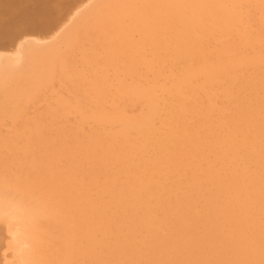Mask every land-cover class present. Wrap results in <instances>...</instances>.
I'll return each mask as SVG.
<instances>
[{
  "label": "bare ground",
  "instance_id": "obj_1",
  "mask_svg": "<svg viewBox=\"0 0 264 264\" xmlns=\"http://www.w3.org/2000/svg\"><path fill=\"white\" fill-rule=\"evenodd\" d=\"M51 27L0 52L9 262L264 264V0H79Z\"/></svg>",
  "mask_w": 264,
  "mask_h": 264
},
{
  "label": "rangeland",
  "instance_id": "obj_2",
  "mask_svg": "<svg viewBox=\"0 0 264 264\" xmlns=\"http://www.w3.org/2000/svg\"><path fill=\"white\" fill-rule=\"evenodd\" d=\"M5 1V2H4ZM9 1V2H8ZM61 1V2H60ZM64 1V2H63ZM69 1V2H68ZM68 1H66V0H0V10H2V11H0V52H12L13 51V49H14V46L13 45H15V40L17 39V37L19 36V35H21L22 33H27V34H29L31 37H37V38H40V39H47L48 37H49V34H46L52 27L51 26H54L56 23H58L59 21H61L62 19H63V17L65 16V15H67V14H69L71 11H72V9L74 8V5L79 1V0H68ZM77 1V2H76ZM33 2V3H32ZM67 4H66V3ZM52 3V4H51ZM56 3V4H55ZM15 4V5H14ZM74 4V5H73ZM1 5H3V6H1ZM32 5V6H31ZM72 5V6H71ZM31 6V7H30ZM54 6V7H53ZM67 6V8H65V7ZM5 8V9H4ZM54 8H55V10H54ZM58 8V9H57ZM20 9V10H19ZM8 10V11H7ZM13 10V11H12ZM54 10V11H53ZM67 10H68V12H67ZM34 11V12H33ZM1 13H3V15L1 14ZM55 13H56V15H55ZM7 16V17H6ZM13 17V18H12ZM51 18V19H50ZM2 19V20H1ZM15 21V22H14ZM42 21V22H41ZM4 22V23H3ZM45 22V23H44ZM54 22V24H52V23ZM42 23V24H41ZM7 25V26H6ZM51 25V26H50ZM48 27V28H47ZM11 28V29H10ZM27 28V29H26ZM21 32V33H20ZM13 33V34H12ZM10 39V41H8ZM13 40V41H12ZM7 42V43H6ZM12 42V43H11ZM11 44V45H10ZM13 44V45H12ZM6 47V48H5ZM180 70H181V68H180ZM57 84V81H55V83H54V85H56ZM166 84V86H168V83H165ZM57 85H59V83L57 84ZM56 85V86H57ZM63 85V84H62ZM245 85H243L242 86V88L244 89H246V88H248L247 86H245ZM58 87L59 86H57V89H58ZM65 88V87H64ZM239 87H237V88H233V90H235V89H237L238 91H239V89H238ZM58 90H60V91H62L61 90V87H60V89H58ZM199 91V90H198ZM236 91V90H235ZM238 91L236 92V94L238 95L239 93H238ZM63 93H64V91H63ZM241 93V92H240ZM250 93V92H249ZM48 94V96H46V94L45 95H42L41 96V99L46 103V104H48V105H50L49 104V102L50 103H52L54 100H53V98H52V102H51V97L53 96H49L50 94L49 93H47ZM66 96L68 95V93L66 94V93H64ZM160 95H161V92L159 93ZM200 96H199V98L200 99H202V100H200L199 99V103H198V100H197V97H198V93L195 95V102L196 103H198V104H200V102L201 103H203L204 101L203 100H205L204 98H205V95L203 96L202 95V93H200L199 94ZM250 95H251V93H250ZM46 96V97H45ZM70 96V95H69ZM197 96V97H196ZM253 96V95H252ZM255 96V95H254ZM252 97V102L255 100V104H256V102L257 101H260L259 99V97H257L258 99H254L255 97ZM53 97H56V95H54ZM68 97V96H67ZM204 97V98H203ZM235 97H238V96H235ZM250 97V96H249ZM48 98V99H47ZM45 99V100H44ZM232 99H234V98H232ZM171 97H169L168 98V102L170 103L171 101ZM232 101H234V100H232ZM168 103V104H169ZM231 103H233V102H231ZM254 103V102H253ZM260 103V102H259ZM234 104V103H233ZM203 105V104H202ZM236 105V104H235ZM234 105V106H235ZM230 106H232V104L230 105L229 104V108H228V111L231 113H234V111L236 110L234 107L233 108H231ZM36 106H34L33 107V109H30L29 111H31V112H29L30 114L32 113V114H35V112H40V111H42V109H44V105H42L41 106V108H39V107H36ZM38 108V109H37ZM36 109V110H35ZM41 109V110H40ZM232 109V111H230ZM233 109H235V110H233ZM33 111V112H32ZM138 111H140L139 110V108L137 107V110H136V108H135V110H134V113L135 114H139V112ZM237 111H239V110H236L235 111V113L234 114H239L240 112H238L237 113ZM217 111H215L213 114H216V115H218L219 116V114L218 113H216ZM231 113V114H232ZM213 114H211V116H209L210 117V119H211V117H212V119H213V117H215V118H217V121H218V119H219V117H216V115H214L213 116ZM231 114H228L229 116H231ZM234 114H232L233 116H234ZM236 116V115H235ZM234 116V117H235ZM238 116V115H237ZM236 116V117H237ZM73 116H71V117H69V119H68V122L66 121V123H68V124H70L69 123V121L70 122H73L74 123V117L72 118ZM214 118V119H215ZM238 118V117H237ZM236 118V119H237ZM213 119V120H214ZM72 120V121H71ZM192 121H194V120H192ZM191 121V122H192ZM216 121V120H215ZM215 121H212L213 123L215 122ZM216 121V122H217ZM194 122H196V120L194 121ZM193 122V123H194ZM211 122V121H210ZM211 122V123H212ZM215 122V123H216ZM193 123H190L191 125H193V127L197 124V123H195V124H193ZM203 123H205V122H203ZM219 123V122H218ZM218 123H216V124H218ZM89 126H90V124H88ZM86 126V128H85V130L87 131V132H90L89 131V126ZM190 125V126H191ZM157 126H159V123H158V125ZM192 127V128H193ZM91 130V129H90ZM225 131H226V129H225ZM170 134V133H169ZM168 134V136H170ZM224 134V133H223ZM223 134H221V136L223 135ZM227 134V133H226ZM226 134L225 135H223L222 137L224 138L225 136H226ZM162 137V141H164V139L163 138H167V136L166 135H162L161 136ZM222 138V141H224V139ZM171 139H172V137H170V140H169V138L167 139V141H169V143L167 142V143H165V147H167V146H169V145H171L170 143H171ZM182 140H179V142H181ZM173 142H174V140H173ZM176 143V142H175ZM169 144V145H168ZM258 149H260V147H258ZM153 152V149H149L148 150V152H146L147 154H148V157H146V159H149L150 157H156L155 156V154L152 156L151 155V153ZM150 153V154H149ZM153 154V153H152ZM216 154V153H215ZM215 154H213L214 156H215ZM218 154V153H217ZM216 154V155H217ZM238 154V153H237ZM221 156H222V154H220ZM214 156H212L211 157V159L213 158H215ZM229 155H227V157H228ZM240 156V155H239ZM253 155H251V157H252ZM220 156L218 155V157L217 158H219ZM226 157V156H225ZM224 157V158H225ZM230 157V156H229ZM229 157H228V159H229ZM241 157H242V154H241ZM247 157H248V155H247ZM254 157V159L256 158L255 156H253ZM246 157H244V160L243 161H245V162H243L242 163V159L240 160V161H238L239 162V164H237V165H239L238 166V169H239V167H240V169L241 168H243V165H245L246 164V166H244V168H246V170H249L250 169V171L248 172V171H245L246 172V175H244V176H247L248 174H247V172L250 174V172H253L254 174H258V171H259V169H258V166H257V163H256V159L254 160L253 158H251V159H253L252 161L251 160H248L249 162H247L246 161V159H245ZM210 159V160H211ZM212 159V160H213ZM230 159H232L231 157H230ZM229 159V160H230ZM151 160V159H150ZM218 163L217 164H219V165H214V168H213V164H216L215 162L216 161H214L213 160V162L211 161V163H213L211 166H210V168H211V170H216V174L213 172V171H211V174H215V175H218L219 177H220V175H223L222 173H224V176L226 175V174H229L230 173V169L232 170V169H234V168H232V166H235L236 165V162L235 163H233V162H230V164L232 165H230V166H228L227 164H228V162H226V161H229V160H227L226 158L223 160V159H221L220 158V160L219 161H221V160H223V162H220L219 163V161L217 160V159H215ZM230 161H232V160H230ZM251 161V162H250ZM253 161H255V162H253ZM224 162H226V165L224 164V166L221 168L220 166V164L222 163H224ZM251 165V168H250V166H248V165ZM227 168H229V170H227L226 169V167ZM217 167H220L221 168V170H223V169H225V170H223V171H221V170H219ZM237 167V166H236ZM243 168V169H244ZM221 171L222 173L219 175L218 174V171ZM253 170V171H252ZM227 171L229 172V173H227ZM239 171H242V169L241 170H239ZM226 172V173H225ZM220 173V172H219ZM174 174V173H173ZM213 174V175H214ZM243 174L244 173H242V176H243ZM254 174H252L251 175V177H253V175ZM188 175H189V177H190V172H188ZM119 176H123V175H121V174H119ZM169 176V175H168ZM212 176V175H211ZM224 176H222L223 178H225ZM227 176V175H226ZM243 176V177H244ZM249 176V175H248ZM214 177V180L215 181H217V182H215V183H213L212 181H211V183L210 184H212L213 183V185L212 186H214V187H216V185L219 183L218 182V180H216L217 179V177H216V179H215V176H213ZM218 177V178H219ZM227 177H229V176H227ZM227 177L225 178L226 180H227ZM185 178H187V177H185ZM184 178V180H185V182L186 181H188V182H190L188 179L189 178H187V180ZM221 178V177H220ZM222 178V179H223ZM245 178V177H244ZM221 179V180H222ZM184 180H182L183 181V186H184ZM225 180V181H226ZM170 181V180H169ZM169 181H167L168 182V184H169ZM219 181H220V179H219ZM246 181H248L247 180V178L245 179V181L243 182V183H247ZM206 182V181H205ZM224 181L222 180V184H225V183H223ZM167 184V185H168ZM170 187L172 186V184H171V182H170ZM185 185H188L187 183H185ZM207 185H208V183H207ZM205 185L204 184V187L206 186V187H208L209 186V188H212V187H210V185ZM174 186V185H173ZM173 186L171 187V193H173V195H175L174 194V188H173ZM182 186V189H181V191H183L184 190V192L185 193H187V190H189V188L187 187H183ZM203 187V189H205ZM214 187L212 188L213 190H214ZM173 188V189H172ZM181 191H179V192H176V190H175V193H176V196L178 195L179 197H177L178 199L181 197L180 196V192ZM189 192V191H188ZM202 193H204V192H202ZM187 195V194H186ZM176 196L174 197V196H172L171 198H175L176 199ZM208 197V196H207ZM216 198V197H215ZM202 200H203V198H201ZM218 201H219V198H216ZM201 200V201H202ZM221 201V200H220ZM177 202V201H176ZM215 203H218L219 204V202H215ZM199 206H200V204H199ZM199 206H197V209H201V208H199ZM145 233V231H143L142 232V235ZM1 234V233H0ZM146 247V246H145ZM148 248V247H147ZM6 249H7V247L4 245V244H1L0 243V264H6L7 263V261H8V264H15V262H12L11 263V261H15V257H14V255L12 256L11 255V253H12V251H9V252H11V253H6L7 254V256H6V254H5V252H6ZM149 249V248H148ZM206 250H209V248H205ZM205 249H204V252H203V254L202 255H204V253H207V251L205 252ZM8 250V249H7ZM3 251H4V253H3ZM142 251L143 252H145V249H144V245L142 246ZM209 251H213L212 249L211 250H209ZM201 252V251H200ZM2 253L4 254V255H2ZM207 254H209V252L207 253ZM212 254H214V253H211L210 254V256L212 257V256H215V254L214 255H212ZM199 255H200V253H199ZM4 256H6V257H4ZM203 258H204V256H202ZM7 259V260H5V259ZM162 258H164V257H162ZM11 259V261L9 262V260ZM161 260V259H160ZM159 260V261H160ZM165 259H162L161 261H164ZM207 260L208 259H206V258H204V259H202V261H201V263L200 264H212V260H210L211 262L209 263V261L207 262ZM6 261V263H3V262H5ZM160 261V264H169V263H167V261L165 262L164 261V263L163 262H161ZM198 262H199V260H197ZM215 263V261L213 262V264ZM157 264H159V262H157ZM198 264V263H197Z\"/></svg>",
  "mask_w": 264,
  "mask_h": 264
}]
</instances>
